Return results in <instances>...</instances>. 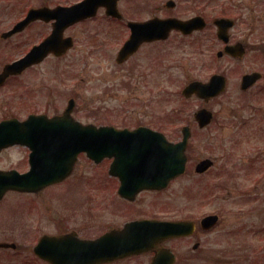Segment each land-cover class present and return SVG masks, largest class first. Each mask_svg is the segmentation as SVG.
Here are the masks:
<instances>
[{"label":"flooded vegetation","instance_id":"af4514ba","mask_svg":"<svg viewBox=\"0 0 264 264\" xmlns=\"http://www.w3.org/2000/svg\"><path fill=\"white\" fill-rule=\"evenodd\" d=\"M80 1L0 0V124L5 121L16 120L20 122V127L24 128L25 131L26 129L36 130L40 132L41 136L42 134L47 135L49 131L56 129L54 126L56 127L57 125H55L53 120L66 110V107L59 108L58 104V86L56 85L58 82V71L56 62L64 56H69L74 50L77 38L75 29L79 25L94 26V30H91L88 35V41L92 44L90 47L92 50L110 47L117 51L115 62L119 66V69H122L120 71L124 70L125 65L135 63L137 60L134 59L141 54L144 48L155 45H167L175 48L204 47L207 50H217V55L219 52L225 51L228 46H237L243 50V58H234L232 57L233 55L224 56V54L219 56L217 61L220 63L224 62L226 65L212 74L225 76L228 86L230 80L234 79L236 75L240 80L237 88L239 87L240 92L246 97L245 108L248 109L249 116L242 117L237 123H232L231 127L226 128L227 131L220 127V123H217L221 115L217 106H221V109L228 108L226 104L228 102L225 101L226 98H223L230 95L228 93V86L226 92L220 96L208 101L200 100L203 104L197 111L206 107L214 114L213 122L204 128H201L192 120V122L183 124L179 128L175 127L173 131L175 133L169 135L167 132L169 127L165 125L154 127L139 124L136 127H119L116 122L111 121L108 115H102V118L96 119L97 122H100L99 124L97 122L91 123L97 126H114L118 129L130 130L146 127L164 133L173 142L181 140L183 127L189 125L191 137L188 141V163L185 175L189 170L191 171V167H193V171L199 176H207L213 172L230 175V173L234 174L231 170L240 168L245 169L243 170L245 172L244 176L248 177L249 174L256 173L261 169L262 166L257 163L260 154L256 152L254 154H245L248 157L240 160L239 154L235 149L243 139L250 138V136H254L255 138L260 137L259 139L264 144V122L263 125L261 123H254L257 116L264 113V0H110V3H105L98 7L96 15L76 24H68L60 31L58 27L59 21L54 17L57 10L66 9ZM109 9L114 10L112 14L109 13ZM154 19H174L184 22L198 19V21L192 24L193 26L187 31L172 29L167 33V37H156L152 41L142 43L140 49L130 56V58L118 62L120 49L124 47L131 37L132 24L144 23ZM220 19H227L230 23V27L224 28L225 38L219 36L217 21ZM241 24L245 25L242 34L240 31L236 32V28ZM60 38L65 42L68 39H72L73 41L72 47L61 56L57 53L59 52L58 41ZM17 63H20L18 69L4 77L6 69ZM134 66L135 68L131 70L138 71L140 79H149L150 74L145 70H140L144 66L140 69H138L139 66ZM240 66L243 67L241 73ZM247 76L253 77V84L247 87V89H242V80ZM195 80L207 82L209 79ZM235 101L238 106V97L235 98ZM193 126L196 127V132L193 130ZM219 130L223 131L222 136L225 140H228L227 147L221 150L223 153L221 159L218 160L217 157L205 155L192 159L194 137L197 136V139H195L197 142L196 146L203 144L211 145L212 142L218 143L219 138L216 134ZM175 134H177V138H171ZM206 136L209 137L210 143L204 140ZM50 141L52 139L46 138L38 140L27 139L26 142L47 145ZM3 143L0 139V194H2L0 206L7 203L11 205L10 196L32 195L34 198H39V195L44 190L37 193H27L15 189H4L3 184L5 182L1 180V175L4 172L14 170L26 173L30 169V154L32 151L26 145L2 147ZM84 155L80 154L79 160ZM114 159V157L105 158L98 164L93 163L95 166H102L103 169L99 176L111 181L114 187H116L115 192L118 195L120 180L119 177L113 175L112 165ZM203 160H210L211 163L205 171L198 173L196 170H198V165ZM193 161L194 163H192ZM78 162L75 169L78 166ZM263 175L264 166L255 178H260ZM83 178V183L89 188L92 176L88 175ZM118 198H120L119 195ZM88 200L89 197H87ZM106 210L104 209L105 215ZM113 210L114 212L118 211V209ZM211 214L217 215V213H206L196 216L191 213L189 215L181 214L177 218L145 215L131 219L128 222L137 221V219L191 221L196 224V228L191 236L161 241L152 249L139 251L121 258L101 261L99 264H154L156 255L167 249L170 253H174L176 257L174 264H187L188 262H186L185 258V240L189 239L193 241L194 238H198L197 241L193 242L192 246L194 253L197 254L202 251L203 247L200 237L203 234L215 231L221 222V218H219L218 222L210 227L202 226V218ZM128 222L125 224L116 222L114 225L101 222L98 233H90L88 231V224L84 226L85 231L88 233L75 228L69 229L64 224L57 225L55 233L41 232L40 229H34L33 244L28 246V244L24 243L27 235L22 236L25 239L23 243L20 242L19 238L8 235L11 227H14V229L19 227L20 231L23 232L25 228L22 226L24 225L15 223L12 226L10 225V221L5 219L4 226L0 228L3 231L0 232L2 233L0 234V264H54L53 262H56L55 264H71L75 261V254L79 249V241L82 239L85 241L94 240L99 237H107V235L119 233ZM37 223L39 228L43 221L39 219ZM24 232L29 233L31 231ZM260 233H264V226ZM29 236L32 237L33 234H29ZM47 236L66 237L68 240L62 244L51 243L45 247L48 254H55L51 259L40 257V253L36 251L39 243ZM180 244H184V246L180 247ZM257 259L262 262L261 264H264V256L262 257L261 255ZM82 263L90 264V261L87 263L83 261Z\"/></svg>","mask_w":264,"mask_h":264},{"label":"rangeland","instance_id":"374dc122","mask_svg":"<svg viewBox=\"0 0 264 264\" xmlns=\"http://www.w3.org/2000/svg\"><path fill=\"white\" fill-rule=\"evenodd\" d=\"M244 27L241 24L236 32L242 34ZM91 30L94 26H77L74 50L56 62L59 108H65L68 99L74 97L77 102L75 117L84 123L97 122L96 119L102 115H108L119 127L165 125L169 127L168 134H174L175 127L192 122L193 113L203 104L196 98L184 99L182 90L185 85L195 79L208 80L210 75L226 65L217 61V50L155 45L144 48L134 59L137 60L135 63L125 65L120 71L122 69L115 62L116 50L110 47L90 48L92 44L88 35ZM134 65L139 66L138 69L144 66L140 70L148 72L149 79H140L139 72L131 70ZM239 69L241 73L243 67ZM239 82L236 75L229 82L230 95L223 97L228 108L217 106L221 113L217 123L221 128L228 129L232 123L249 116L245 108L246 97L237 88ZM263 122L264 113L258 115L254 123L263 125ZM193 130L197 131L195 126ZM222 134L221 130L216 134L218 143L201 146H196L195 136L192 159L205 155L220 160L221 150L228 143ZM171 138L176 139L177 134ZM259 138L250 136L243 139L235 151L240 160L248 157L245 154H260L257 163L263 167L264 144ZM204 140L210 143L209 137ZM262 167L248 177L244 176L245 169L240 168L231 170L234 174L230 175L213 172L199 176L191 167V171L174 179L167 189L145 191L130 203L118 198L114 184L99 176L102 166H95L84 155L67 181L45 189L39 198L10 196L11 205L0 206V228L4 226L5 219L12 226L15 223L24 225V231L31 232L11 227L8 235L19 238L21 243L25 240L22 236L27 235L24 243L30 246L36 229L55 233L57 225L85 231L84 226L88 224L90 233H98L101 222L114 225L145 215L177 218L181 214L217 213L221 222L215 231L200 237L204 247L202 251L196 254L192 247L198 238L185 240L187 264H254V260L258 264L256 258L264 256V233H260L264 226V175L260 178L255 176ZM88 175L92 176L89 188L83 183V177ZM104 209H107L106 215ZM39 219L43 223L38 228Z\"/></svg>","mask_w":264,"mask_h":264},{"label":"water","instance_id":"95a60500","mask_svg":"<svg viewBox=\"0 0 264 264\" xmlns=\"http://www.w3.org/2000/svg\"><path fill=\"white\" fill-rule=\"evenodd\" d=\"M105 0H85L75 7L66 8L59 11L58 21L60 31L69 23H76L81 19H86L89 16L96 14V8L99 5L104 4ZM55 14V17H57ZM65 21V22H64ZM64 22V24H62ZM227 21L221 20L220 26H225ZM151 24V25H150ZM186 28L193 26L190 23H183L181 21H160L155 20L148 24L134 25V34L131 40L127 43L125 48L121 49L120 57L118 61H123L130 57L139 47L141 42L145 40L156 39V37H166L167 33L175 27ZM220 36L225 38V30H220ZM59 55L66 51L73 45L72 39L63 41L59 39ZM234 48H228L227 51L236 56L242 57V50H234ZM234 50V51H233ZM56 52V50H55ZM16 66V65H15ZM15 66L8 67L4 73V77L15 70ZM18 67V66H17ZM1 78V77H0ZM252 78V77H249ZM219 76H215L212 79V83L205 87L200 83H193L185 88V95L190 96L194 92L204 93V95H214L218 91L224 89V84L221 88V81ZM1 83V82H0ZM219 85V86H218ZM218 86V88H217ZM75 101L70 100L68 109L65 113L56 119L53 131L45 138L52 139L47 145H40L42 150V158L32 155L31 158V171L27 174L20 175L16 172L4 173L2 179L7 180V186L5 190L9 188L27 190V191H39L45 187L61 182L68 178L76 163L77 155L80 152H87L90 158L99 161L104 156H115L116 162L121 157H128L133 162L135 167L131 169V177H122L123 184L120 188L122 196L134 200L137 193L144 189H157L161 190L168 186L170 181L181 173L184 172L186 156V140L188 133H185V139L182 143L172 144L166 140V138L157 132L151 130H138V131H116L108 128H96L92 125H82L78 121H75L70 116L71 111L75 107ZM203 116L204 111L200 112ZM58 120V121H57ZM207 118L206 122H209ZM34 132L26 131L24 129H14L10 131V135L6 136L11 140V144L14 141H23L24 139H39L41 138L37 134L25 135V133ZM143 132V133H141ZM145 132V133H144ZM37 133V132H35ZM138 134H146L151 138L150 143L144 141ZM32 148H37L36 145H32ZM1 183V182H0ZM9 183V184H8ZM2 194H0V198ZM217 221L216 216H210L203 220L204 226H212ZM145 226L141 233L134 237L133 232L136 230V225ZM194 233L193 223L186 221L168 222V221H147V223H130L127 224L122 232L108 235V238L103 237L96 242H92L90 245L88 259L86 261V255L81 252L75 255V261L71 264H83L81 261H90V264H99L101 261H108L113 259V253L117 255H124L125 253H137L152 248L156 243L164 239L176 238ZM64 240V237H45L40 244L43 246L47 243H54ZM46 242V243H45ZM83 242V245L79 250L88 247L90 242ZM122 243L123 248L104 250L103 247L110 248V245ZM103 245H100V244ZM92 253H91V252ZM164 256L157 255L155 258V264H173L175 256L169 251H165ZM41 254L48 259L50 255L46 250L41 247ZM55 256V255H51ZM80 257V258H79ZM163 260H165L163 262ZM56 263V262H55Z\"/></svg>","mask_w":264,"mask_h":264}]
</instances>
